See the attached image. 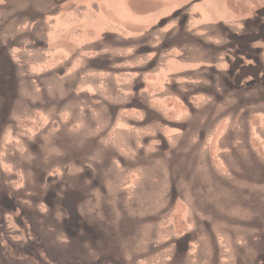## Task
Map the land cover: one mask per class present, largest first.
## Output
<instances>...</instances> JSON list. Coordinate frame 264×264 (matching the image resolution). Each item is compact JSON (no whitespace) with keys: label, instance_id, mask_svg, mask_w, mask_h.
<instances>
[{"label":"rangeland","instance_id":"1","mask_svg":"<svg viewBox=\"0 0 264 264\" xmlns=\"http://www.w3.org/2000/svg\"><path fill=\"white\" fill-rule=\"evenodd\" d=\"M5 99L0 264H264V0H0Z\"/></svg>","mask_w":264,"mask_h":264},{"label":"flooded vegetation","instance_id":"2","mask_svg":"<svg viewBox=\"0 0 264 264\" xmlns=\"http://www.w3.org/2000/svg\"><path fill=\"white\" fill-rule=\"evenodd\" d=\"M3 102H5V106L0 109V122L1 123L7 122V118H8L7 113L9 112L8 105H6L8 102V99L3 100ZM43 201L45 202V200ZM10 215L12 218L14 217L13 219L16 221L19 227L24 230L23 235L26 240L28 239L25 242L27 246H30L29 244V240H30L32 242L33 248H36V254L34 255L33 253H31L34 257L31 256V254L27 252L28 251L26 250L27 248L25 250L22 249L23 250V257L21 259L22 262L25 261L26 264H30V263H33V264H64L63 261H60L58 259L51 257L52 255L50 254V252L44 248L45 246V242L43 238L44 236L41 235L39 228L36 226L35 222L37 220L33 219V217H31V215L29 214V212H27L26 210H23V213H22L15 209V212H13ZM71 218L73 219V217ZM65 220H68V219H65ZM71 232H73V230ZM1 235L4 238H8L4 233H2ZM72 235L75 236L74 233H72ZM45 241L47 242V238H45ZM0 244H2L3 246L5 245V246L10 247V244L4 242L1 236H0ZM11 244H14V243H11ZM48 247L51 248V251L53 250V248L49 244H48ZM48 261H50V263Z\"/></svg>","mask_w":264,"mask_h":264},{"label":"trees","instance_id":"3","mask_svg":"<svg viewBox=\"0 0 264 264\" xmlns=\"http://www.w3.org/2000/svg\"><path fill=\"white\" fill-rule=\"evenodd\" d=\"M53 249H54V247H52ZM65 264V263H64ZM66 264H68V263H66Z\"/></svg>","mask_w":264,"mask_h":264}]
</instances>
